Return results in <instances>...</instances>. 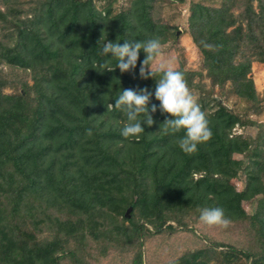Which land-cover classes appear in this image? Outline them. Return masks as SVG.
Here are the masks:
<instances>
[{"label":"trees","instance_id":"1","mask_svg":"<svg viewBox=\"0 0 264 264\" xmlns=\"http://www.w3.org/2000/svg\"><path fill=\"white\" fill-rule=\"evenodd\" d=\"M96 1L0 0V21L14 31L0 37V264H61L65 258L92 264L79 254L90 242H102L103 255L135 251L132 264H144L147 226L153 233L174 231L191 215L199 219L205 207L223 208L229 225L246 226L249 240L240 249L221 242L225 252H187L184 264H212L219 254L223 264L239 255L264 264L262 151L259 146L254 158H234L245 152L243 135L234 133L241 116L219 100L234 93L227 83L248 80L252 63H264V0L191 3L190 33L206 73L183 65L176 70L200 92L213 133L192 154L177 142L184 130L165 134L160 128L171 116L159 110L156 80L139 75L143 51L134 70L99 67L118 63L101 54L104 40L159 37L163 44L175 30L155 19L156 0H125L117 10L112 0L102 8ZM144 87L153 92L156 123H144L139 139H126L127 117L109 105L122 89ZM260 136L264 141V131ZM232 170L246 173L244 189L232 182ZM254 199L257 207L249 212L244 202Z\"/></svg>","mask_w":264,"mask_h":264},{"label":"rangeland","instance_id":"2","mask_svg":"<svg viewBox=\"0 0 264 264\" xmlns=\"http://www.w3.org/2000/svg\"><path fill=\"white\" fill-rule=\"evenodd\" d=\"M111 0L96 1V4L102 6ZM125 0H112L114 8L119 9V5L124 4ZM203 2L210 6H220L222 0H184L183 2L173 0H156L154 2L153 14L155 19L168 24L175 30L176 36L172 37L167 43H163L162 55L157 57L151 67L156 69L161 63L170 66L174 69L183 65L188 70H197L206 73L204 68V56L199 48L194 43L190 28L189 15L190 6L192 2ZM3 8L0 4V9ZM23 9H27L24 7ZM22 9V10H23ZM29 15L28 12L21 11V16ZM3 24L6 25L5 28ZM12 25L0 21V37L8 38L14 32ZM5 69V66L1 65ZM31 83L32 81L29 80ZM204 81L209 85V78H204ZM226 89L234 92L232 95H223L220 102L226 108L241 116V124H237L234 128V133L242 134L244 137L243 145L244 153H235L234 158H250L255 156V150L260 146L262 151L261 158L264 160V141L261 139L260 133L264 131V63L254 61L252 63V73L250 78L246 81L229 82ZM5 92H10L11 88L6 87ZM199 103L200 92L198 90H191ZM218 91V88H216ZM237 92L238 94H236ZM218 94V93H217ZM247 97L250 98L246 99ZM213 102V101H211ZM215 109L218 105L214 104ZM246 120L257 122L258 125L246 123ZM261 124V125H260ZM263 141V142H262ZM254 158V157H253ZM251 158V159H253ZM232 182L238 189H244L246 186V173L243 171H230ZM264 180V176H263ZM245 207L249 212H254L257 207V201H245ZM121 217V216H120ZM188 225L185 227L176 226V230L164 229L159 233H153L151 226H147L150 232L144 237L142 244L143 262L144 264H184L182 257L187 252L196 250H209L212 247L218 252L228 251V246L221 245V242L226 245H234L238 249L246 246L249 240L247 235V228L244 224L229 225L227 228L219 226L204 225L196 215H191ZM188 219V218H187ZM189 220V219H188ZM128 221L126 220V223ZM176 225V222L170 221ZM146 232V230H145ZM102 242H90L86 248H81L79 252L86 261L92 264H132L135 251L123 252L118 248L111 249L104 255L100 253ZM94 254V255H93ZM205 254H212L205 253ZM203 254V259H209L207 255ZM219 254V258L210 259L212 264L226 263L225 259ZM97 256V257H96ZM181 261V262H180ZM252 259L243 255L236 257L233 264H251ZM61 264H74L71 259H63Z\"/></svg>","mask_w":264,"mask_h":264},{"label":"clouds","instance_id":"3","mask_svg":"<svg viewBox=\"0 0 264 264\" xmlns=\"http://www.w3.org/2000/svg\"><path fill=\"white\" fill-rule=\"evenodd\" d=\"M105 41L101 47V54L105 57L116 58L118 61L115 68L107 64L99 65L108 71H114L117 67L122 73L134 70L141 51L145 53V58L140 64L139 75L143 79L151 77L156 80L154 96L160 102L159 110L162 114L167 113L171 116V118H165L160 128L162 126L165 134H175L184 130V135L177 141L182 151L192 154L197 151L199 144L211 139L213 133L210 120L191 91L186 74L163 63L155 70L151 67L152 62L162 55L163 45L159 37L145 41L124 40L123 44L118 40ZM158 75L159 79L156 78ZM152 96L153 92L147 87L136 90L122 89L115 103L109 105V107L114 106L116 109H121L127 117V123L121 129V135L124 138L139 139L140 134L145 132L144 123L149 127L156 123L152 113L157 111V105L151 104L150 106ZM141 114H143L142 119ZM199 220L207 226L227 228L230 224L225 210L221 207L202 208Z\"/></svg>","mask_w":264,"mask_h":264}]
</instances>
